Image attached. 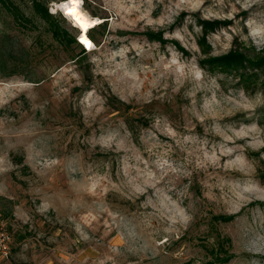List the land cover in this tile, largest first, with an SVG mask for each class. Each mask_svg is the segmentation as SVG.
Instances as JSON below:
<instances>
[{"label": "rangeland", "instance_id": "obj_1", "mask_svg": "<svg viewBox=\"0 0 264 264\" xmlns=\"http://www.w3.org/2000/svg\"><path fill=\"white\" fill-rule=\"evenodd\" d=\"M15 2L37 26L0 3V264H264V65L204 64L258 55L264 0H78L82 66Z\"/></svg>", "mask_w": 264, "mask_h": 264}, {"label": "trees", "instance_id": "obj_2", "mask_svg": "<svg viewBox=\"0 0 264 264\" xmlns=\"http://www.w3.org/2000/svg\"><path fill=\"white\" fill-rule=\"evenodd\" d=\"M33 8V12L36 17L41 18L47 25V30L52 34L53 38L65 49H80L76 54H72L73 59L76 60L81 65L82 61L87 57L89 51L83 47L81 40L79 41V36L74 35L65 28L60 18L49 11L48 5L44 0H30ZM64 1V0H60ZM3 8L12 15L13 21L26 29H34L37 26V21L34 20L33 16L27 14L16 2L15 0H0ZM67 16L66 14H64ZM63 18V17H62ZM204 26V31L208 32L210 30H215L222 24L229 23V21H222L220 19L215 20H203L201 21ZM96 31V26L92 27L88 31L89 37L94 41L98 42V39L94 33ZM145 34L152 40L166 42L167 39L164 38L162 32H155L153 30H148ZM203 41L206 40L205 37L202 38ZM249 61L252 64L264 65V48L259 51L258 55H253L252 58L246 56L243 52L239 50H232L230 53L223 54L220 56L209 57L204 60V64L207 63L212 69H222L226 71H236L241 67L245 66V63ZM19 66L18 63H11L7 61L4 56L2 47L0 45V76L8 77L12 76L13 73L7 71L16 70ZM15 72V71H14ZM244 75V73H242Z\"/></svg>", "mask_w": 264, "mask_h": 264}, {"label": "bare ground", "instance_id": "obj_3", "mask_svg": "<svg viewBox=\"0 0 264 264\" xmlns=\"http://www.w3.org/2000/svg\"><path fill=\"white\" fill-rule=\"evenodd\" d=\"M60 6L64 9L65 14L69 15L80 28L81 33L79 34V37L81 42L88 49H93L95 43L89 37L88 31L96 26L101 19L98 17H92L86 13V11L82 10L79 6V2L73 3L72 0H64L60 3Z\"/></svg>", "mask_w": 264, "mask_h": 264}, {"label": "built area", "instance_id": "obj_4", "mask_svg": "<svg viewBox=\"0 0 264 264\" xmlns=\"http://www.w3.org/2000/svg\"><path fill=\"white\" fill-rule=\"evenodd\" d=\"M10 239V235L5 231H0V252L5 254L6 256L10 252V247L8 245V241Z\"/></svg>", "mask_w": 264, "mask_h": 264}, {"label": "snow or ice", "instance_id": "obj_5", "mask_svg": "<svg viewBox=\"0 0 264 264\" xmlns=\"http://www.w3.org/2000/svg\"><path fill=\"white\" fill-rule=\"evenodd\" d=\"M72 2H73V3H76V2H78V0H72Z\"/></svg>", "mask_w": 264, "mask_h": 264}, {"label": "water", "instance_id": "obj_6", "mask_svg": "<svg viewBox=\"0 0 264 264\" xmlns=\"http://www.w3.org/2000/svg\"><path fill=\"white\" fill-rule=\"evenodd\" d=\"M81 42V41H80ZM83 45V43H81Z\"/></svg>", "mask_w": 264, "mask_h": 264}]
</instances>
